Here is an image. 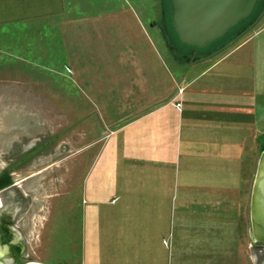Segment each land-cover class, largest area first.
<instances>
[{
  "label": "crops",
  "instance_id": "crops-1",
  "mask_svg": "<svg viewBox=\"0 0 264 264\" xmlns=\"http://www.w3.org/2000/svg\"><path fill=\"white\" fill-rule=\"evenodd\" d=\"M65 11L66 0H0V28L28 32ZM262 20L169 69L134 27L71 28L61 49L68 112L83 125L72 136L79 252L66 264H257L264 243L251 240L249 204L264 147Z\"/></svg>",
  "mask_w": 264,
  "mask_h": 264
},
{
  "label": "rangeland",
  "instance_id": "rangeland-1",
  "mask_svg": "<svg viewBox=\"0 0 264 264\" xmlns=\"http://www.w3.org/2000/svg\"><path fill=\"white\" fill-rule=\"evenodd\" d=\"M262 1L240 34L207 50H190L177 39L168 0H66L64 14L28 32L25 25L0 28V264H11L15 258L66 264L79 252V177L72 171L73 155L80 147L72 136L74 126L83 122L75 124L68 112V92L74 84L68 61H63L68 57L61 52L63 43L71 47V28L121 22L134 27L137 42L153 46L156 58L169 69L222 50L249 26L261 24ZM256 260L264 264L259 244Z\"/></svg>",
  "mask_w": 264,
  "mask_h": 264
},
{
  "label": "water",
  "instance_id": "water-1",
  "mask_svg": "<svg viewBox=\"0 0 264 264\" xmlns=\"http://www.w3.org/2000/svg\"><path fill=\"white\" fill-rule=\"evenodd\" d=\"M170 21L177 39L204 49L223 39L240 23L253 17L259 0H168ZM253 242L264 243V148L257 162L249 204ZM25 264H41L28 261Z\"/></svg>",
  "mask_w": 264,
  "mask_h": 264
},
{
  "label": "trees",
  "instance_id": "trees-1",
  "mask_svg": "<svg viewBox=\"0 0 264 264\" xmlns=\"http://www.w3.org/2000/svg\"><path fill=\"white\" fill-rule=\"evenodd\" d=\"M261 1H262V0H259L258 3L256 4V7H255V9H254L253 16L255 15V12H256V10H257V7H258L259 4L261 3ZM262 2H264V0H263ZM249 20H250V19H249ZM249 20H248V21H249ZM245 22H247V21H244V22L240 23V24L237 25L234 29H232L231 31H229L223 39H221V40H219V41H217V42L211 44V45H210L211 47H207V48H205V49H203V50H207L208 48H212V47L214 48V47L223 46V45H225V44L231 42V41H232V40H233L238 34H240V33L244 30V29H243V28H244L243 24H244ZM173 32H174V31H173ZM175 35H176V34H175ZM205 54H207V53H205ZM263 148H264V147H263Z\"/></svg>",
  "mask_w": 264,
  "mask_h": 264
},
{
  "label": "flooded vegetation",
  "instance_id": "flooded-vegetation-1",
  "mask_svg": "<svg viewBox=\"0 0 264 264\" xmlns=\"http://www.w3.org/2000/svg\"><path fill=\"white\" fill-rule=\"evenodd\" d=\"M248 21V20H247ZM189 48H191V47H189ZM190 50H192V48L190 49ZM4 236H6L5 234H4ZM11 251L14 253V250H13V246H12V248H11ZM15 254V253H14ZM16 255V254H15ZM17 263H23L20 259L18 260V259H14L13 261H12V263L11 264H17ZM23 264H25V263H23Z\"/></svg>",
  "mask_w": 264,
  "mask_h": 264
},
{
  "label": "built area",
  "instance_id": "built-area-1",
  "mask_svg": "<svg viewBox=\"0 0 264 264\" xmlns=\"http://www.w3.org/2000/svg\"><path fill=\"white\" fill-rule=\"evenodd\" d=\"M176 107H177V108H180V107H181V103H180V102H177V103H176Z\"/></svg>",
  "mask_w": 264,
  "mask_h": 264
}]
</instances>
